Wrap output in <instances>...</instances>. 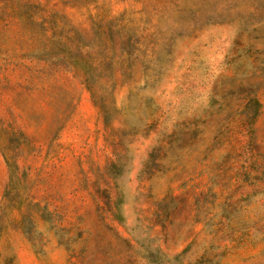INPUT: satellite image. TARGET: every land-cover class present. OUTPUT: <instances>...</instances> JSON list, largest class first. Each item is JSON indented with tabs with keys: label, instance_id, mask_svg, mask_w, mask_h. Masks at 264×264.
I'll return each mask as SVG.
<instances>
[{
	"label": "rangeland",
	"instance_id": "rangeland-1",
	"mask_svg": "<svg viewBox=\"0 0 264 264\" xmlns=\"http://www.w3.org/2000/svg\"><path fill=\"white\" fill-rule=\"evenodd\" d=\"M0 264H264V0H0Z\"/></svg>",
	"mask_w": 264,
	"mask_h": 264
}]
</instances>
